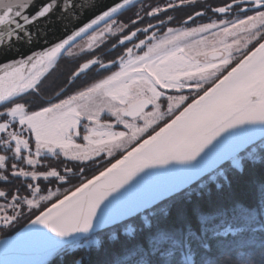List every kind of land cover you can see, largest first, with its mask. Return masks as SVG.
Segmentation results:
<instances>
[{
	"label": "snow or ice",
	"instance_id": "obj_1",
	"mask_svg": "<svg viewBox=\"0 0 264 264\" xmlns=\"http://www.w3.org/2000/svg\"><path fill=\"white\" fill-rule=\"evenodd\" d=\"M131 3L113 0L97 14L96 0H0V51L31 48L47 39L45 29L66 23L76 29L50 47L0 65V183L23 177L28 191L22 196L20 189L14 194L0 188V227L14 224L25 206L33 212L29 231L40 238L44 257L33 264L67 257L69 264H97L94 254L105 253L110 258L100 264H264V179L252 177L257 166L264 170V0H225L210 10L234 19L168 28L163 39L153 33L138 43L137 34L156 25L141 29L133 20V27L113 28ZM161 11L145 14L164 24ZM88 13V22L80 20ZM100 23L109 34L123 33L117 41L126 53L107 63L85 58L67 83L97 68L110 74L38 110L19 102L28 92L39 93L45 73L64 53L76 55L74 42L90 30L91 49L103 35L94 27ZM113 66L118 70L111 71ZM77 137L85 143H76ZM117 152L115 162L72 189L41 187L43 181L63 185L75 174L71 167L62 174L45 163L49 159L78 161L83 177L88 162ZM176 172L182 179L155 187L159 195L124 203L125 194L142 182ZM244 184L255 189L258 217L239 201L215 212L196 210ZM121 205L129 210L118 211ZM247 220L260 225L258 247L250 245L251 254L242 259L229 258L230 241L251 227Z\"/></svg>",
	"mask_w": 264,
	"mask_h": 264
},
{
	"label": "trees",
	"instance_id": "obj_2",
	"mask_svg": "<svg viewBox=\"0 0 264 264\" xmlns=\"http://www.w3.org/2000/svg\"><path fill=\"white\" fill-rule=\"evenodd\" d=\"M157 0H139L135 2V4L131 5L125 11L121 12L117 15V25H128V27H133L131 24V21L136 20L138 22V25L142 28H145L146 25H148V15L145 14V10L149 8V4L155 2ZM163 0H158L157 2L162 3ZM171 3L179 5V2L177 0H171ZM169 2V3H170ZM225 0H200L196 2H192V0H185V3L182 6H177L174 8H167L166 11L163 10L164 16H173L175 25H180L183 23L192 13H195L196 11L201 10H210L211 8L223 6ZM168 3V4H169ZM168 4H160L158 6L166 8ZM155 5V4H154ZM153 5V6H154ZM213 17H222L224 15H231L229 14H218L213 12ZM206 16V15H203ZM143 18V22H139L140 18ZM202 17V16H201ZM200 17V18H201ZM212 17V18H213ZM117 25H113V28H115ZM125 31H127V28H125ZM144 33L143 35H145ZM123 33L116 32L115 34H110V38L108 40H104L102 43H100L98 46H96L93 50L84 51L83 53H79L77 56L69 58L66 55L61 58V60L57 63L56 67L41 81L39 93H33L29 92L25 95H23L19 102H27V105L30 109L37 110L41 106H43V103H47L43 97H51L53 94L57 92H62V94L59 96L60 98H63V96H66L68 94H72L76 91H79L83 89L84 87H87L90 83L94 82L95 80L101 79L107 74H109V71H90L89 73L85 74L84 76H81L79 79L74 80L73 83L69 84L67 81L71 77V74L73 71L77 69V65L79 63H83L85 58H94L91 56V54L94 52L95 56L102 55L105 57L106 60H112L115 59L118 55L122 54V48L123 45H120L117 41V36L122 37ZM136 41V40H135ZM115 44V47L113 46ZM130 44V42H128ZM115 69V68H114ZM114 69H111L113 71ZM54 72V77L52 78L48 83V78L51 75V73ZM52 83H55L57 86H59L58 90H54L53 85H50ZM51 92V93H49ZM42 95V100H40ZM59 97L55 99H60ZM163 123V122H162ZM159 126H162L159 125ZM158 126V127H159ZM147 136V135H146ZM145 136V137H146ZM144 137H142L143 139ZM0 154H5L4 152H0ZM9 156H11L10 153H8ZM121 154L117 153L113 157L109 158H98V160H101V162L93 164L92 162H88L86 166H84V173L83 177L78 172V167L81 165L79 162H75L73 160L66 159L64 157H61L58 160L55 159H49L45 161V163L51 164L53 166H56L58 170H60L63 174V168L64 167H71L73 168L74 175L70 174V181L68 183H65L61 185L59 182L56 183H49L48 181H43L41 183V187L43 188L44 185H47L48 188L55 190L56 188H60L61 192H63L65 189H72L75 186L79 185L82 182V179L84 177L91 178L93 175L98 174L100 170H102L103 167H106L109 165V161L114 162L115 159L119 158ZM24 166V165H20ZM42 170V169H41ZM252 177L259 181L261 179H264V170H262L259 166L256 167V169L252 172ZM32 182V181H27ZM4 188L7 189V191L16 193L17 189H20L19 195L27 196L28 191L24 190V184H25V178H12L10 177V182L7 184L2 183ZM43 194H47L46 192ZM256 192L255 189L250 187L248 184L244 185H237L234 186L232 190L226 191L225 193L217 196L215 199L210 201H203L200 203L197 211H203V212H215L219 208L228 207L231 206V204L234 201H239L253 209L252 216L258 217L259 213L256 209ZM43 206V203H42ZM35 211V210H34ZM9 214H11V210L9 209ZM33 218H35V215L33 212H29L27 210V207H24L23 214L18 218V220L12 224L10 227L3 228L0 227V239L13 235L16 231L24 227L27 223H29ZM245 223V221L238 222L236 227H240ZM247 224L251 225V227L247 228V235L244 237H239L235 241H230L232 247L231 252L229 255V258H231V255L234 254L235 257L239 260L244 258L245 256H248L251 254L250 245L256 244L258 247L257 241L259 240L260 236V225L258 223H253L252 220H247ZM87 247V245H85ZM79 254V253H78ZM110 258L109 253L101 254V255H95L93 256L94 261L97 262V264H100V262L107 260ZM51 260V258H50ZM71 260V257H67L62 261H51V264H69Z\"/></svg>",
	"mask_w": 264,
	"mask_h": 264
},
{
	"label": "water",
	"instance_id": "obj_3",
	"mask_svg": "<svg viewBox=\"0 0 264 264\" xmlns=\"http://www.w3.org/2000/svg\"><path fill=\"white\" fill-rule=\"evenodd\" d=\"M137 1L139 0H132V3L129 6L135 4V2ZM85 2H87V0H85ZM96 2L99 5V7L96 9V12L98 14L101 11V9L104 7V5L113 3V0H96ZM127 7L124 8L122 11L127 9ZM91 15H92L91 13H88L87 15H82L80 17V20L84 22H88V16ZM101 25H103V23H100L99 25L94 27L97 28ZM45 30L48 32L47 39L40 40L37 45H33L31 48L24 45H18L15 49L11 51L8 50L0 51V65L7 64L14 59L19 60L24 55H30L32 51L39 52L41 48L50 47L54 43L58 42L59 39L65 38L67 34H70L76 29L74 27V24L66 23L64 27L61 28L53 27L51 29H45ZM82 37H78L76 41L82 39ZM62 56L58 58L57 62L61 59ZM51 70L46 72L45 76H47L51 72ZM100 70H104V69H100ZM45 76L42 77V80L45 78ZM160 171L163 170L161 169ZM182 176L183 173L176 172V173L152 177L146 182H142L141 185H138L135 188L131 189L129 192H127L124 197V203L125 204L139 203L146 197L157 196L159 195V192L155 189V187L165 183L179 181L182 179ZM117 210L127 211L129 209L125 205H121L117 208ZM30 227H32L31 221L27 223L23 228L16 231L14 235L9 237H4V239H0V264H6V262L7 264H33V262L44 259L42 255L41 240L39 237L33 236V234L29 231Z\"/></svg>",
	"mask_w": 264,
	"mask_h": 264
},
{
	"label": "flooded vegetation",
	"instance_id": "obj_4",
	"mask_svg": "<svg viewBox=\"0 0 264 264\" xmlns=\"http://www.w3.org/2000/svg\"><path fill=\"white\" fill-rule=\"evenodd\" d=\"M158 1V0H157ZM157 1H155V2H153V3H151V4H149V8L147 9V10H145V13H146V11H151L153 8H155V7H159V8H161L162 9V11L160 12V13H158V16H159V19H162L163 21H164V24H160L159 23V20L157 19V17L156 16H149L148 17V21L149 22H151V24H153V25H156V27H155V29H149V31L145 34V35H141L140 33H138L137 34V36H138V39L137 38H134V40H136L135 42L136 43H138V41H139V39H144V40H147L150 36H152L153 35V33H155V36L156 37H158L159 38V36L161 35V34H163V33H165L166 31H167V29L169 28V27H175V28H180V27H190L191 25H193V24H195V23H197L198 21H202L203 19L204 20H213L214 18H219V17H213V15H212V13H213V11H211V10H201V12H203L204 13V15H206V16H200V17H195V13H192L191 14V16H194L195 18H194V21H190L188 18L183 22V23H181L180 25H175L174 23H172L173 21H174V17L173 16H171L172 17V20H169L168 19V17H165L164 16V13H163V10H165V9H167V7L166 8H164V7H160L161 5L160 4H168L171 0H167V1H165V2H157ZM196 1H200V0H194V2H196ZM177 2H179V1H177ZM155 4V5H154ZM154 5V6H153ZM158 5H160V6H158ZM231 14V13H230ZM227 16H231V18L232 17H234L232 14L231 15H227ZM213 17V18H212ZM121 25V24H120ZM148 25H146V27H147ZM141 29H143L141 26H139ZM115 29V28H114ZM106 36V35H105ZM106 40V39H105ZM128 47H132V42H130V44H128ZM85 51H89V50H85ZM135 51H139L138 49H133V52H135ZM84 52V51H83ZM83 52H81V53H83ZM122 54H120V55H123V54H125L126 53V50L124 49V47L122 48ZM77 56V55H76ZM119 56V55H118ZM118 56L115 58V59H117L118 58ZM100 58V59H102L105 63H107L109 60H106L105 59V57L104 56H102V55H97V56H95L94 58ZM114 68H116V66H113L111 69H114ZM96 71H101L99 68H97V69H95ZM102 71H106V70H102ZM90 72V71H89ZM89 72H86L85 74H87V73H89ZM84 74V75H85ZM84 75H82V76H84ZM81 77V76H80ZM62 92H63V90H62ZM62 92H57V93H62ZM57 93H55V94H53L51 97H43V99H45L46 101H49V102H52L53 100L54 101H56V100H58V99H55V98H57V97H59V96H57ZM60 98V97H59ZM43 99H42V95H41V98H40V100H42L43 101ZM61 99V98H60ZM191 99H192V96H189V100L188 101H186L185 103H188V102H190L191 101ZM182 107H183V105H182ZM0 188H3V189H5L6 191H7V189L6 188H4V186H3V184L2 183H0ZM0 202H3L2 203V205L5 203V201L3 200V199H0Z\"/></svg>",
	"mask_w": 264,
	"mask_h": 264
},
{
	"label": "rangeland",
	"instance_id": "obj_5",
	"mask_svg": "<svg viewBox=\"0 0 264 264\" xmlns=\"http://www.w3.org/2000/svg\"><path fill=\"white\" fill-rule=\"evenodd\" d=\"M165 1H167V0H163L162 2H165ZM177 1H179V0H177ZM249 14H251V13H249ZM235 17H232L231 18V16H227V15H224V16H222V17H219V18H214L213 20H202V21H198L197 23H195V24H193V25H191L190 27H197L198 25H200V24H206V23H210V22H212V21H216L217 23H219V21H220V19H234ZM119 25H117L115 28H117ZM169 28H173V29H177V30H183V29H185V28H188V27H180V28H175V27H169ZM97 32H103V35L102 36H100L99 37V39L96 41V42H94L93 43V45H92V48L91 49H88V47H87V45H88V43L90 42V36L88 35V36H85V37H83L81 40H79V41H77V42H75V44H74V46H73V48H72V51L74 52V53H76V55H78L79 53H81V52H83V51H85V50H93L96 46H98L100 43H102L105 39L106 40H108L109 38H110V34L109 33H107V31H105L104 30V26H102V27H100V28H98L97 30H96ZM116 32H114V34H115ZM167 33V31L165 32V33H163V34H161L160 36H159V38L160 39H163L164 37H165V34ZM106 35V36H105ZM205 35H208V34H205ZM209 38L211 39V37L209 36ZM254 43V42H253ZM249 47H251V45H249ZM81 49H83V51H81ZM136 53H138V51H135V52H133V54L135 55ZM66 54V56L67 57H69V58H72V57H75L76 55H68L67 53H65ZM118 70V68L116 67L113 71H117ZM110 74V73H109ZM108 75V74H107ZM52 78H55L54 77V72L53 73H51V75L49 76V78L47 79L48 80V83L50 82L51 83V79ZM51 80V81H50ZM50 85H53V88H54V90L53 91H55V90H58V88H59V86H57L55 83H52V84H50ZM206 87H207V85H206ZM77 92V91H76ZM49 93H51V92H49ZM75 93V92H74ZM74 93H72V94H74ZM72 94H68V95H72ZM169 94H173L172 92H170ZM184 94L185 95H187L188 94V90H184ZM68 95H66V96H68ZM66 96H63V98H66ZM58 100H56V101H52V102H57ZM49 101H47V103H48ZM47 103L45 102V103H43V106H47ZM31 110H34V109H31ZM38 110V109H37ZM162 111L164 110L163 108L161 109ZM114 119V118H113ZM162 122L163 121H161V124H162ZM160 124V125H161ZM159 125H157L156 127H158ZM17 130H19V128L17 129ZM118 130H123V127L122 126H119V128H118ZM151 131V129H149V132ZM81 134L83 135V131L81 132ZM148 133H145V136L147 135ZM142 139V138H141ZM76 143H78V144H82V143H85L84 141H82L79 137H77L76 138ZM117 153H119V152H117ZM117 153H115V154H117ZM114 154V155H115ZM107 158H109V157H107ZM74 161V160H73ZM75 162H77V161H75ZM2 203L3 202H0V205H2Z\"/></svg>",
	"mask_w": 264,
	"mask_h": 264
}]
</instances>
